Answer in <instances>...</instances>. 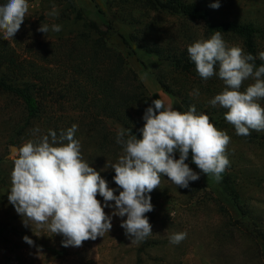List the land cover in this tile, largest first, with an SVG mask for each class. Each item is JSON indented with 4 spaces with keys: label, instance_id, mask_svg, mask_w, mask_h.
Masks as SVG:
<instances>
[{
    "label": "rangeland",
    "instance_id": "rangeland-1",
    "mask_svg": "<svg viewBox=\"0 0 264 264\" xmlns=\"http://www.w3.org/2000/svg\"><path fill=\"white\" fill-rule=\"evenodd\" d=\"M187 1L202 6L214 22L251 23L257 30L253 37L255 56L259 59V53L264 52V0H219L220 7L217 9L210 6L216 0ZM6 2L7 0H0V5ZM70 3L80 9L84 17L99 25L102 31L106 29L104 26H108L114 31L112 34L115 33V37L120 34L125 38L131 32L119 19L125 13L123 8L134 5L133 0H28L29 10L24 22L15 36L6 40L14 48L19 60L27 66L34 65L33 68L38 70L35 73L38 77L31 79L35 87L44 88L43 85L39 86L38 78L41 76H48L52 82L49 83L51 89L34 91L41 108L45 110L34 127L21 124V128L17 129L21 118V103L0 91V246L6 251L1 253L5 259L19 260L21 264H93L95 260L85 259L84 262L79 250L72 251L73 249L62 246L65 238L61 234L52 235L46 227L38 228L30 221L26 225L8 201L14 167L13 148H19L28 140H37L46 135V121L51 122L48 127L55 128V125L60 131L74 116L67 103L71 96L67 95L63 99L58 94V87L61 86L59 83L66 80L72 66L82 64L76 52L71 51L73 45H76V33H67L71 30L69 23L58 21L62 13L69 16L70 10L66 9ZM53 11L56 12L55 16L50 15ZM149 16L159 28V31L152 34L155 39L161 38V34L167 40L176 37L183 41L184 46L212 36L204 34L203 22L200 21L181 19L167 13L151 12ZM45 24L49 26V31H38ZM52 25H59L61 30L53 31ZM181 27L185 30L187 39L176 33ZM0 38L4 39L2 34ZM224 40L229 47L238 46L244 51L242 39L228 36ZM75 48L81 47L76 45ZM83 50L90 53L86 48ZM137 60L146 64L149 69L163 68L161 73L164 72V64L155 55L140 50H135V55L129 58L130 66L141 82L145 78L158 86ZM165 72L168 73L166 80L170 86L174 84V90L190 98L191 103L201 105L203 112L209 107L221 108L209 103L225 87L217 75L204 80L196 71ZM253 82L251 78L245 80L241 91ZM169 97L174 103V110L187 111L177 97ZM150 99L153 101L151 97ZM258 102L264 107V99ZM36 129L39 131L36 132ZM227 129L231 130L229 133L225 131L231 141L225 154L230 164L219 180L200 173L189 157L186 163L200 173L197 181L189 182L188 188H179L162 175L159 187L149 193L153 210L145 215L152 225L150 236L137 244L131 243L120 226L126 217L114 216L109 233L96 240L85 241L84 247L92 248V243L99 242L98 250L105 257L111 256L112 250L123 253V258L137 253L140 257L138 264H264V131L250 130V135L240 136L230 126ZM122 154L123 152L117 153L116 157L107 155L88 144L82 157L96 171L104 172L111 167L107 165L117 163ZM176 158H179V154H176ZM224 175L232 179V190H226L222 177ZM106 181L110 188L117 189L115 194L118 195L119 189L115 182ZM97 199L104 203L103 197L98 195ZM104 210L109 215L113 211L110 207ZM179 232L187 233L186 238L178 245L171 244L169 237ZM25 236L34 243H26L23 239ZM93 251L96 249H91L90 253ZM147 257L153 261L146 263ZM115 264L125 263L120 260Z\"/></svg>",
    "mask_w": 264,
    "mask_h": 264
},
{
    "label": "clouds",
    "instance_id": "clouds-1",
    "mask_svg": "<svg viewBox=\"0 0 264 264\" xmlns=\"http://www.w3.org/2000/svg\"><path fill=\"white\" fill-rule=\"evenodd\" d=\"M210 6L219 8V0ZM28 10V0H7L0 5V34L5 40L19 31ZM52 30L59 32L61 27L52 25ZM38 31L47 33L49 26L41 25ZM187 53L202 79L217 75L223 81L225 87L209 103L227 109L225 120L236 134L264 131V107L258 102L264 99V64L257 67L252 54L238 46L229 47L218 30L210 38L190 44ZM259 59L264 61V52L259 53ZM249 78L254 82L241 91ZM143 120L140 138L131 131L127 138L123 130L117 133L123 154L117 163L107 166L115 171L118 195L83 159L81 144L74 138L77 125L73 124L59 136L49 130L47 135L13 149L9 203L26 225L30 221L38 228L46 227L52 235L61 234L64 247H81L83 242L109 233L114 216L126 217L120 226L131 243L145 240L152 234L145 215L153 210L149 193L159 187L161 176L179 188H188L200 173L219 180L230 164L225 153L231 137L211 123L208 115L197 114L195 106L181 112L166 106L162 99L152 101ZM190 153L200 173L186 163ZM106 207L113 209L111 215L105 212ZM186 235L174 233L169 242L178 245ZM23 239L29 245L34 243L28 236Z\"/></svg>",
    "mask_w": 264,
    "mask_h": 264
},
{
    "label": "trees",
    "instance_id": "trees-1",
    "mask_svg": "<svg viewBox=\"0 0 264 264\" xmlns=\"http://www.w3.org/2000/svg\"><path fill=\"white\" fill-rule=\"evenodd\" d=\"M132 6L123 8L125 13L119 22L127 25L131 32L128 38L118 34H112V28L108 26L105 31L94 23L91 19L82 15V11L70 3L67 7L69 16L61 14L58 21L69 23L67 33H76V45L72 52L80 57L81 65L72 66V70L66 75V80L59 84V95L65 99L67 95L70 111L74 114L69 119L68 124L61 128L46 127V135L49 130L55 131L57 135L66 132L73 124L77 125L74 138L81 144V154L88 144L93 148L106 152L107 155L116 157L115 154L123 152L122 145L117 143V133L123 130L125 138L130 134L141 137L140 129L144 125L143 115L147 107L152 106L149 93L136 71L130 66L129 58L135 55V50L143 51L146 54L155 55L164 64L163 68L149 69L142 61L137 60L142 69L149 72L159 88L169 96L177 97L185 110L195 106L197 114L203 113L209 116L210 122L218 129L231 132L227 127L234 129V126L225 120L227 109H213L209 107L203 112L201 105L191 103L190 98L174 90L166 80L165 71L173 70L179 73H190L195 70V65L191 61L187 47L182 46L183 41L176 37L170 40L153 37V33L159 31L157 23L150 19L149 14L167 13L181 19L203 22L205 35H213L215 31H220L224 39L234 36L242 39L245 54H252L255 57L254 63L257 67L264 64V61L255 56L254 34L256 28L251 23L241 22H214L209 12L202 6L187 0H133ZM70 15L74 17L71 18ZM117 18V17H116ZM67 22V23H66ZM103 27V28H104ZM181 37L187 39L185 30L181 27L176 31ZM180 38V37H179ZM88 49L87 54L83 49ZM34 65L27 66L19 58L9 42L0 38V91L7 96L17 99L21 103L20 125L34 127L44 115L38 102L35 87L32 84L33 77L36 76L37 69ZM48 77V76H47ZM41 76L39 86L50 88V79ZM46 85V86H45ZM41 88L39 91H45ZM53 105V104H51ZM47 107V106H45ZM139 118V119H138ZM226 129V130H225ZM235 130V129H234ZM191 157V153L189 154ZM105 180L114 181L115 171L112 167L104 172H99ZM226 190H232V179L222 176ZM228 187V188H227Z\"/></svg>",
    "mask_w": 264,
    "mask_h": 264
},
{
    "label": "crops",
    "instance_id": "crops-1",
    "mask_svg": "<svg viewBox=\"0 0 264 264\" xmlns=\"http://www.w3.org/2000/svg\"><path fill=\"white\" fill-rule=\"evenodd\" d=\"M142 82L145 85L146 89L148 90L150 97L152 98V100L155 99H162L165 103L166 106L171 105L172 108H175V106L173 107L174 103L172 102L171 98L164 94L159 88L158 86H156L154 83H151V81H148L147 79H143L142 78ZM99 242H94L91 244V247H84L85 242H83L81 247H74V246H68L67 249H73L72 251H76L79 250L82 253V257H84V262H86L85 259H95L94 262H92L93 264H115L116 261H120L123 260V262L125 264H138L140 261V257L138 256V254H130L129 257H125L123 258V253H119L116 252L115 250L111 251V256L105 257L102 256V254L99 252ZM96 249V251H93L90 253L91 249ZM6 251L4 250V248L2 246H0V264H5L6 259L3 257L4 254L1 253H5ZM146 263L147 262H152L153 260H151L149 257L146 258ZM91 264V263H90Z\"/></svg>",
    "mask_w": 264,
    "mask_h": 264
},
{
    "label": "built area",
    "instance_id": "built-area-1",
    "mask_svg": "<svg viewBox=\"0 0 264 264\" xmlns=\"http://www.w3.org/2000/svg\"><path fill=\"white\" fill-rule=\"evenodd\" d=\"M5 264H21V262L19 260L8 261V259H6Z\"/></svg>",
    "mask_w": 264,
    "mask_h": 264
},
{
    "label": "water",
    "instance_id": "water-1",
    "mask_svg": "<svg viewBox=\"0 0 264 264\" xmlns=\"http://www.w3.org/2000/svg\"><path fill=\"white\" fill-rule=\"evenodd\" d=\"M14 149V148H13Z\"/></svg>",
    "mask_w": 264,
    "mask_h": 264
}]
</instances>
